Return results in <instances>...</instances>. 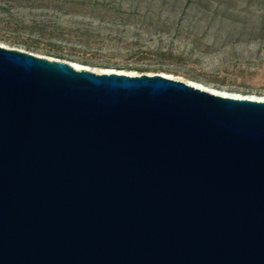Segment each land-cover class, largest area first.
I'll return each mask as SVG.
<instances>
[{"label": "water", "instance_id": "95a60500", "mask_svg": "<svg viewBox=\"0 0 264 264\" xmlns=\"http://www.w3.org/2000/svg\"><path fill=\"white\" fill-rule=\"evenodd\" d=\"M0 264H264V98L1 45Z\"/></svg>", "mask_w": 264, "mask_h": 264}, {"label": "rangeland", "instance_id": "374dc122", "mask_svg": "<svg viewBox=\"0 0 264 264\" xmlns=\"http://www.w3.org/2000/svg\"><path fill=\"white\" fill-rule=\"evenodd\" d=\"M0 45L264 97V0H0Z\"/></svg>", "mask_w": 264, "mask_h": 264}, {"label": "bare ground", "instance_id": "6f19581e", "mask_svg": "<svg viewBox=\"0 0 264 264\" xmlns=\"http://www.w3.org/2000/svg\"><path fill=\"white\" fill-rule=\"evenodd\" d=\"M1 46V45H0ZM70 63H72V65L76 68V69H79V70H81V69H85V70H90V71H94L95 73H117V74H126V75H131V76H133V75H137V74H134V73H127V72H122V71H118V70H102V71H95V70H92L91 68H89V67H87V66H82V65H80V64H78V63H74V62H70ZM151 75V74H150ZM161 75H163V76H165V77H167V78H169V79H173V80H177V81H181V82H185V83H189V82H196V83H200V82H198V81H195V80H191V79H185V78H182V77H176V76H173V75H170V74H161ZM200 84H202V83H200ZM202 85H204V84H202ZM204 86H206V85H204ZM206 87H208L210 90H212V92L213 93H218V91L219 92H221V93H232V92H229V91H225V90H223V89H218V88H215V87H212V86H206ZM235 94H240V93H235ZM240 95H242V96H246V95H249V96H252L253 98H255V97H262V96H255V95H252V94H240ZM262 98H264V97H262Z\"/></svg>", "mask_w": 264, "mask_h": 264}]
</instances>
